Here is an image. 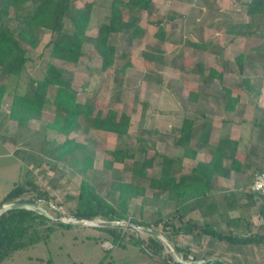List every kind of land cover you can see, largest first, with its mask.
Here are the masks:
<instances>
[{
    "label": "rangeland",
    "instance_id": "1",
    "mask_svg": "<svg viewBox=\"0 0 264 264\" xmlns=\"http://www.w3.org/2000/svg\"><path fill=\"white\" fill-rule=\"evenodd\" d=\"M85 1L73 0V3L83 6ZM257 1L251 3V6H256ZM110 3L111 0H95L89 34H96L100 23L107 20ZM51 37V31L45 30L39 46L30 49L31 58L22 73L3 78L7 91L2 100L0 115V204L15 183H22L28 190L15 200H38L52 219L69 217L75 214L77 194L83 178L89 179L99 193L114 202L112 180L118 177L121 181H132L134 160L143 157L141 152L134 150L137 136L141 134L156 138L157 150L160 152L164 147L168 148L167 142L172 139L170 136L179 134L180 118L185 114L195 118L197 123L207 120L222 128L223 122L230 120L242 126L240 130L244 129L245 137L241 141L246 140V147L251 148V152L258 157L251 162L250 167L244 169L241 177L244 185L250 186L255 173L264 168V55L258 56L264 54V48H254L244 53L238 43L229 47L224 45V54L216 56L218 59L215 56L208 57L201 73L200 63L189 59L191 49L166 48L165 52L154 47L156 40L150 38L149 27V32L142 39L131 40L121 32L113 34L110 41L116 47L115 61L103 69L102 56L91 44L85 45V56L75 63L52 57L47 46ZM160 51V57L155 59ZM200 51L197 49V52ZM163 60L168 63L171 61V64L165 65ZM48 61L65 68L79 100H89L95 110L113 108L119 113L125 111L131 115V127L122 138L114 132L89 127L88 117L80 120L81 126L68 137L87 147V154L92 156V164L85 171L80 170L85 166L82 161L84 151H78L76 157L67 154L63 159L49 153L67 137L47 125L57 114L53 94L47 98L41 118H32L24 127L8 115L12 95L25 92L34 78H41ZM211 68L223 69L222 79H202L211 74ZM226 89L230 90L231 97H237L234 110L230 113L225 107ZM191 92L200 93L199 102L189 99ZM199 134L200 130L190 143L191 148H197L198 151L202 149ZM118 144H123L130 153H134V157L114 162L108 168L104 160L112 158L109 150ZM174 150V154H183L179 147ZM257 150L260 153L255 152ZM151 155L152 152L149 153ZM159 160L158 157L154 161L155 169L160 166ZM191 168L189 166V170ZM28 180H32L33 184L27 183ZM139 182L146 190L143 196L131 197L128 216L149 223V226L169 237L182 249L180 253L186 262L220 264L216 259H222L223 264H264V241L231 243L226 240L216 241L217 237L205 234L194 239L195 242L184 240L183 232H173V227L180 225L174 207H166L160 197L151 195L148 178ZM42 190L48 192V200L39 198ZM256 200L258 204L263 202L259 195ZM262 215L260 219L256 218L252 236L264 235V213ZM97 218L105 220L101 216ZM127 225H115L124 234L122 242L125 245L114 244L108 230L97 225L57 226L48 240L17 251L0 264H164L162 259L165 256L177 260L164 240L162 255H151L143 246L134 243L132 236L147 240L151 232ZM216 247L218 253L214 252ZM229 247H234V250L227 249Z\"/></svg>",
    "mask_w": 264,
    "mask_h": 264
},
{
    "label": "trees",
    "instance_id": "2",
    "mask_svg": "<svg viewBox=\"0 0 264 264\" xmlns=\"http://www.w3.org/2000/svg\"><path fill=\"white\" fill-rule=\"evenodd\" d=\"M150 1L111 0L107 21L100 23L96 35H90L88 29L95 0H87L83 6L75 5L73 0H0V115L2 100L7 91V84L3 81L4 76H18L22 73L31 58L30 49L39 46L45 30H50L52 33L47 44L52 57L67 63H75L85 56V45L91 44L101 54L102 68L106 69L114 63L116 57V47L110 41L111 35L128 30L129 39L143 37L145 29L140 23L141 13L142 10H145L147 20L150 21ZM252 1L255 2V0ZM257 2L256 6L251 7V13L262 9L260 6L264 4V0ZM125 11L128 13L127 18H125ZM161 53L162 51L155 56V59L160 57ZM145 55L150 57L147 52ZM209 76L211 78L221 77V74L211 68ZM51 94H53V105L57 114L47 125L67 137L63 142L54 146L49 153L63 159L67 154L76 157L78 151H84L82 161L85 166L80 169L82 171L91 166L92 156L87 154V147L72 141L68 135L81 126L80 120L83 117L89 118V127L114 132L121 138L129 131L131 124L129 113L125 111L119 113L113 108L95 110L94 104L89 100L84 102L79 100L77 91L65 68L51 61L47 62L43 76L34 78L28 84L25 92H15L12 95L9 117L21 127L26 126L32 118L40 119L47 98ZM188 97L195 100L198 93L191 92ZM224 98L226 109L233 110L237 97H231L230 90L226 89ZM213 129V125L207 120L196 125L195 118L184 117L174 145L183 150V156L194 157L198 150L191 148L190 143L195 133L200 130L199 139L200 147H202L209 141ZM239 143V140L230 137L219 138L216 143L210 146L211 157L208 161L197 162L187 174L177 177L174 174L175 158L161 154L157 150L154 137L140 134L136 138L134 150L141 152L143 157L141 160H134L133 180L125 182L118 180V177L112 180L115 196L114 202H110L97 191L96 186L89 179L83 178L79 186L78 205L74 213L78 216H101L105 220L129 219L131 223L149 226L150 224L145 221L132 219L128 216L131 197L143 196L146 190L139 180L148 178L149 186L153 189L151 194L153 197L159 198L163 191H166L169 199L177 201L178 204H184L187 200L209 192L214 175L228 176L232 170L242 169V163L236 157ZM150 152L153 155L149 156ZM109 153L112 158L104 160V165L108 168L112 167L114 162H123L127 157H134V153H130L123 144H118L116 148L109 150ZM157 156L161 163L160 174L158 177H150V169L152 170ZM226 159L230 160L228 166L225 164ZM260 171L258 170L256 173ZM27 183L33 184L32 180H28ZM27 190L25 184L15 183L3 197L1 204L15 200ZM261 197L263 198L261 205L264 210V197ZM39 198L48 200V192L40 191ZM184 209L182 206L175 209L176 218L180 221L179 226L173 227L175 233L207 234L231 243L242 244L264 241V235L260 236V234L245 236L222 233L209 223H199L191 218H186ZM57 214L60 215V212L57 211ZM70 225L55 221L45 212L36 209L13 208L6 210L0 214V263L23 248L48 240L55 227H69ZM127 226L136 229L133 224ZM100 227L108 230L114 244L125 245L122 242L124 234L117 229V226ZM132 236H134L133 242L143 246L151 255H162L164 244L157 234L151 232L147 240L137 235L132 234ZM176 247L179 252L182 251L179 246L176 245ZM162 261L164 264H178L166 256ZM216 262L223 264L224 261L216 259Z\"/></svg>",
    "mask_w": 264,
    "mask_h": 264
},
{
    "label": "crops",
    "instance_id": "3",
    "mask_svg": "<svg viewBox=\"0 0 264 264\" xmlns=\"http://www.w3.org/2000/svg\"><path fill=\"white\" fill-rule=\"evenodd\" d=\"M253 2L252 0H151L150 21L147 20L145 10H142L141 13L140 23L145 29V33L143 37L131 40L144 38L150 27V38L156 40L153 44L154 47L161 48L163 51L166 48L191 49L192 52L189 59L192 62L200 63L202 68L200 70L203 73L207 62L206 59L210 56L214 58L220 53L224 54V45L229 47V45L238 43L239 47L241 45L243 48L244 53L254 48H264V4L260 6L262 9L251 13V3ZM126 12L125 18L128 17ZM121 33H124L127 37L129 35L128 30ZM197 49L201 51L197 52ZM166 50L165 52H167ZM260 52L263 53V51ZM262 55L264 54H258V56ZM216 58L218 59V57ZM162 62L166 63L165 65L168 63L164 60ZM168 64H171V61ZM215 70L218 71V74H221V77L218 76L217 78L222 79L224 75L223 69ZM210 78L207 75L202 79L207 81ZM199 98L200 93H198V97L195 100L191 99V101L199 102ZM233 110H230L229 113L233 112ZM184 117L190 116L185 114ZM183 118H180V120ZM195 124L199 125L200 123L195 121ZM213 127L209 141L203 144L202 149L197 151L194 157L183 156L180 153L174 154V148H176L174 147V139L179 134L175 137L170 136L172 139H168L170 140V142H167L169 143L168 148L164 147L160 152L175 158L174 174L177 177L187 174L190 171L189 166L193 167L199 161H208L211 157L210 146L221 137H230L240 141L236 157L241 161L242 169L232 170L228 176L214 175L209 192L187 200L184 204H178L177 201L169 199L166 191H163L160 200L166 207H174V210L182 206V208H185L186 218H191L199 223H209L222 233L252 236V229L257 221L256 218L260 219L264 210L262 205L258 204L256 200L258 194L251 192L250 186L244 185L241 177L244 169L250 167L251 162L258 158L257 154L252 153L251 148L246 147V140L244 142L241 141L245 137L244 129L243 131L240 130L242 128L241 125L227 120L223 122L222 128L218 124H214ZM255 152L260 153L258 150ZM229 163L230 160L226 159L225 164L228 166ZM160 168L161 163L157 169L153 165L152 170L150 169V177H158ZM260 170L264 171V168ZM150 189L152 194V187ZM183 235L185 236L184 240H189L191 243L195 242L194 239L203 234L184 233ZM220 240L223 239L216 241ZM227 249L234 250V247ZM214 252H219L217 247ZM218 260L221 261L222 259Z\"/></svg>",
    "mask_w": 264,
    "mask_h": 264
},
{
    "label": "water",
    "instance_id": "4",
    "mask_svg": "<svg viewBox=\"0 0 264 264\" xmlns=\"http://www.w3.org/2000/svg\"><path fill=\"white\" fill-rule=\"evenodd\" d=\"M13 208H29V209H36L40 210L42 212H45V209L43 206L40 204L38 200H31V199H17L13 200L8 203H2L0 204V214L5 212L8 209H13ZM46 213V212H45ZM47 214V213H46ZM48 215V214H47ZM51 217V216H50ZM55 221L64 223V224H92V225H97V226H110V225H118V224H133L137 229H143L150 231L152 233L157 234L158 237L161 238V240H164L166 244L172 249L174 254L177 256V260L175 263L178 264H189L188 262L185 261L181 253L178 251L176 245L165 235L163 234L160 230L155 229L151 226L147 225H141L137 223H131V220H102L97 217L93 216H78V215H71L69 217H54Z\"/></svg>",
    "mask_w": 264,
    "mask_h": 264
},
{
    "label": "built area",
    "instance_id": "5",
    "mask_svg": "<svg viewBox=\"0 0 264 264\" xmlns=\"http://www.w3.org/2000/svg\"><path fill=\"white\" fill-rule=\"evenodd\" d=\"M250 191L264 197V171H260L254 175L253 181L250 184Z\"/></svg>",
    "mask_w": 264,
    "mask_h": 264
}]
</instances>
